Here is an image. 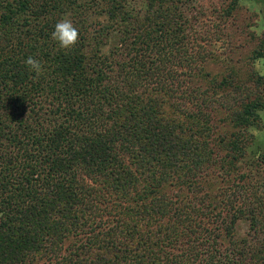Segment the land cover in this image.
I'll return each mask as SVG.
<instances>
[{
    "label": "trees",
    "instance_id": "trees-1",
    "mask_svg": "<svg viewBox=\"0 0 264 264\" xmlns=\"http://www.w3.org/2000/svg\"><path fill=\"white\" fill-rule=\"evenodd\" d=\"M88 1L105 4L106 25L84 23L65 50L51 33L77 1L0 0V264H264L263 209L213 189L220 96L184 15L131 0L148 6L130 26V0ZM110 32L101 55L90 41Z\"/></svg>",
    "mask_w": 264,
    "mask_h": 264
},
{
    "label": "rangeland",
    "instance_id": "rangeland-1",
    "mask_svg": "<svg viewBox=\"0 0 264 264\" xmlns=\"http://www.w3.org/2000/svg\"><path fill=\"white\" fill-rule=\"evenodd\" d=\"M75 1V8L61 18L69 16L78 30L87 22L94 25L92 28L103 30L105 4ZM173 2L175 7H172L184 15V25L181 26L180 20L176 22L180 31L202 42L203 79L208 96L213 95L214 84L220 96L211 119L215 127L212 136L220 147L217 159L223 175L215 181L213 189L250 195L249 203L263 209L264 223V0ZM147 6V2L128 1L122 5L124 20L130 26H137L136 20L142 18ZM119 37L110 32L104 38L93 37L90 44L101 46V55H107ZM252 104L258 106L253 121L245 115L247 106ZM208 189L212 190V186ZM250 232V220L242 218L237 223L234 239L245 240Z\"/></svg>",
    "mask_w": 264,
    "mask_h": 264
},
{
    "label": "clouds",
    "instance_id": "clouds-1",
    "mask_svg": "<svg viewBox=\"0 0 264 264\" xmlns=\"http://www.w3.org/2000/svg\"><path fill=\"white\" fill-rule=\"evenodd\" d=\"M51 38L57 42L61 49L70 50L79 40V31L66 15L55 24ZM24 63L29 71L37 77L44 71L43 63L39 59L29 56Z\"/></svg>",
    "mask_w": 264,
    "mask_h": 264
}]
</instances>
